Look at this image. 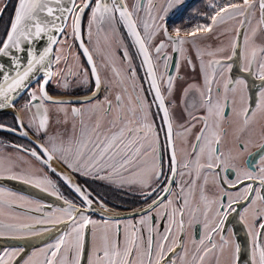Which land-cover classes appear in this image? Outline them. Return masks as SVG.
Wrapping results in <instances>:
<instances>
[{
  "label": "snow or ice",
  "instance_id": "snow-or-ice-1",
  "mask_svg": "<svg viewBox=\"0 0 264 264\" xmlns=\"http://www.w3.org/2000/svg\"><path fill=\"white\" fill-rule=\"evenodd\" d=\"M0 116V264H264V0H0Z\"/></svg>",
  "mask_w": 264,
  "mask_h": 264
},
{
  "label": "flooded vegetation",
  "instance_id": "flooded-vegetation-1",
  "mask_svg": "<svg viewBox=\"0 0 264 264\" xmlns=\"http://www.w3.org/2000/svg\"><path fill=\"white\" fill-rule=\"evenodd\" d=\"M202 1L203 0L193 1L192 3L194 8H197ZM6 18L7 17H5V19ZM49 88L52 93H55L56 89L54 84L50 85ZM2 118L3 117L0 116V119ZM161 139H163V137H161ZM89 183L91 184V187L95 190V193H98L100 196H104L107 198L110 206H115L117 210H119L121 213H125L126 211L129 210V205L132 203V199L130 195L126 194L125 192L119 191L117 189H110L108 186L99 182H95V183L89 182ZM62 191H64L66 195L68 194V190L66 189V187L62 188ZM125 201H127V203H124Z\"/></svg>",
  "mask_w": 264,
  "mask_h": 264
},
{
  "label": "water",
  "instance_id": "water-1",
  "mask_svg": "<svg viewBox=\"0 0 264 264\" xmlns=\"http://www.w3.org/2000/svg\"><path fill=\"white\" fill-rule=\"evenodd\" d=\"M195 0H192V2ZM0 185H4L7 187L12 188L14 191H17L19 193H22L26 196H31L35 199H42L45 202H51L53 200L52 197H48L47 194L39 192L37 189H33L28 185H23L19 182L16 181H0ZM123 214V213H122ZM18 242L15 241H5V240H0V247H3L5 245H12ZM36 243V242H33Z\"/></svg>",
  "mask_w": 264,
  "mask_h": 264
},
{
  "label": "rangeland",
  "instance_id": "rangeland-1",
  "mask_svg": "<svg viewBox=\"0 0 264 264\" xmlns=\"http://www.w3.org/2000/svg\"><path fill=\"white\" fill-rule=\"evenodd\" d=\"M203 3H204V0L201 2V4L197 7V8H199V7H202L203 6ZM99 183H101V182H99ZM107 186V185H106ZM109 187V186H108Z\"/></svg>",
  "mask_w": 264,
  "mask_h": 264
}]
</instances>
